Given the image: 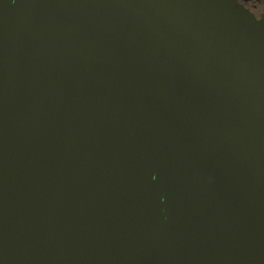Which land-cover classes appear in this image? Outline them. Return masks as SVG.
<instances>
[{
    "label": "water",
    "instance_id": "95a60500",
    "mask_svg": "<svg viewBox=\"0 0 264 264\" xmlns=\"http://www.w3.org/2000/svg\"><path fill=\"white\" fill-rule=\"evenodd\" d=\"M0 264H264V19L0 0Z\"/></svg>",
    "mask_w": 264,
    "mask_h": 264
},
{
    "label": "flooded vegetation",
    "instance_id": "af4514ba",
    "mask_svg": "<svg viewBox=\"0 0 264 264\" xmlns=\"http://www.w3.org/2000/svg\"><path fill=\"white\" fill-rule=\"evenodd\" d=\"M258 20L264 19V0H238Z\"/></svg>",
    "mask_w": 264,
    "mask_h": 264
}]
</instances>
